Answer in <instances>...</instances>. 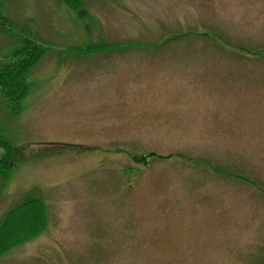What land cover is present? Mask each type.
I'll list each match as a JSON object with an SVG mask.
<instances>
[{
	"label": "rangeland",
	"instance_id": "374dc122",
	"mask_svg": "<svg viewBox=\"0 0 264 264\" xmlns=\"http://www.w3.org/2000/svg\"><path fill=\"white\" fill-rule=\"evenodd\" d=\"M80 10L0 4V57L47 48L0 109V219L36 197L46 227L0 264H264V0Z\"/></svg>",
	"mask_w": 264,
	"mask_h": 264
},
{
	"label": "trees",
	"instance_id": "16d2710c",
	"mask_svg": "<svg viewBox=\"0 0 264 264\" xmlns=\"http://www.w3.org/2000/svg\"><path fill=\"white\" fill-rule=\"evenodd\" d=\"M5 0H0V4ZM70 9L80 10L82 0H63ZM79 13L84 14L82 10ZM17 47L7 56L0 58V109L17 115L22 109L24 98L30 90L27 80L29 70L39 61L46 47L31 37H17ZM93 48V47H92ZM0 147L8 153L10 144L0 127ZM0 158V176L9 173L10 153ZM46 216L41 200L27 197L8 210L0 219V256L44 231Z\"/></svg>",
	"mask_w": 264,
	"mask_h": 264
}]
</instances>
